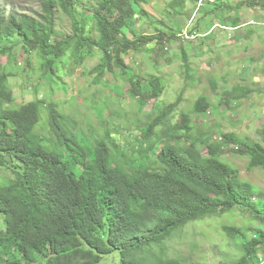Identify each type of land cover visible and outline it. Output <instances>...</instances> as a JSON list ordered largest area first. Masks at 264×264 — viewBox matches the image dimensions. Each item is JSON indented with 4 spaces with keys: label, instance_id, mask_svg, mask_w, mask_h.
<instances>
[{
    "label": "trees",
    "instance_id": "16d2710c",
    "mask_svg": "<svg viewBox=\"0 0 264 264\" xmlns=\"http://www.w3.org/2000/svg\"><path fill=\"white\" fill-rule=\"evenodd\" d=\"M41 1L36 17L6 16L0 10V56L14 58L19 45L25 54L40 53L57 77L56 60L72 52L81 62L95 49L103 54L102 63L92 71L97 78L114 73V68L127 78L125 54L167 40L161 33L134 34L132 40L128 36L148 0ZM186 1L194 0L169 5L182 8ZM250 5L264 7V0ZM59 11L72 22L71 35L57 30ZM232 25L238 27L239 20ZM198 30V24H192L188 33L196 35ZM92 33L97 37L93 39ZM183 52L190 74V59ZM11 76L0 67V169L14 177L7 186L0 185V264H103L116 254L119 264H184L167 258V242L192 225L234 212L258 223L222 227L236 255L221 264H264V194L223 161L225 144H231L250 159V169L264 171L263 144L234 133L221 134L218 142L207 143L208 156L203 157L199 139L192 136L191 117L184 115L179 124L161 128L177 107L174 104L153 117L142 132L139 157L128 164L109 133L92 148L81 145L62 125L65 115L56 104L36 100L10 108ZM128 79L134 98L158 102L162 98L165 85L160 75L144 91L137 74ZM242 91L235 87L232 97L245 99L253 93ZM42 107L51 114L47 131L53 138L38 134ZM211 110L210 99L203 97L193 115L200 118ZM154 248L161 253L155 254Z\"/></svg>",
    "mask_w": 264,
    "mask_h": 264
},
{
    "label": "rangeland",
    "instance_id": "374dc122",
    "mask_svg": "<svg viewBox=\"0 0 264 264\" xmlns=\"http://www.w3.org/2000/svg\"><path fill=\"white\" fill-rule=\"evenodd\" d=\"M253 1L231 0L226 4L229 10L222 0L213 3L205 0L201 9L191 1H186L182 8L156 10L144 6L146 15L138 16L134 24L137 27L128 30L129 36L161 33L167 40L163 45L154 43L152 47L149 43L139 51L131 50L125 59L130 75L141 78L142 91L150 90L149 81L153 77L163 78L165 90L159 102L153 98L147 101L134 98L130 94V75L122 78L119 68L97 78L92 71L102 63L103 54L95 49L81 62L72 52L56 60L53 67V72L58 73L56 77L40 53L25 54L17 45L14 58L0 56V67L12 75L9 86L14 103L10 108L36 100L56 104L58 111L65 115L62 125L74 132L81 145L92 148L109 133L129 159L128 164L135 163L139 157L142 132L153 117L164 114L174 104L177 107L165 117L161 128L179 124L184 115L191 117L192 136L199 139L203 157L208 156L207 143L218 142L221 134L234 133L239 139L264 145V7H252ZM0 10L6 16L36 17L41 13L42 1L0 0ZM57 14V30L71 35L72 22L61 11ZM235 19L239 20L237 29L232 25ZM192 24L199 26L198 37L186 40ZM96 37L92 33V38ZM183 51H187L190 59V74L183 61ZM235 87L253 93L237 100L232 97ZM203 97L210 99L213 110L198 118L193 112L196 102ZM157 104L159 110H156ZM50 122L49 110L42 107L40 136L54 137L47 131ZM51 143L47 141L48 145ZM224 151L223 161L264 194V171L250 169V159L239 155L237 146L225 144ZM118 156L121 158V153ZM13 179L11 172L0 169V185L7 186ZM258 202L255 198L254 203ZM257 223L240 212L207 219L174 235L167 242L166 256L180 259L184 264H221L236 255L222 227H256ZM153 252L159 255L161 249L154 248ZM114 256H108L103 264H119V254Z\"/></svg>",
    "mask_w": 264,
    "mask_h": 264
},
{
    "label": "crops",
    "instance_id": "0c3cea01",
    "mask_svg": "<svg viewBox=\"0 0 264 264\" xmlns=\"http://www.w3.org/2000/svg\"><path fill=\"white\" fill-rule=\"evenodd\" d=\"M172 1H174V0H148L147 4H142L141 8H144V6L147 5L148 8H150V9H155V8H156V10L166 9V8H170L169 3H171ZM213 1L214 0H209V3L210 2L213 3ZM193 2H194V4L196 2V7H197L198 0L191 1V3H193ZM222 2H224L225 4H230L231 0H222ZM204 4H205V0H204ZM134 23L136 24V21ZM136 27H137V25L133 26L132 29L135 30ZM128 36H129V34H128ZM129 38L132 40L135 37L133 36V38H132L129 36Z\"/></svg>",
    "mask_w": 264,
    "mask_h": 264
},
{
    "label": "built area",
    "instance_id": "2783aa9c",
    "mask_svg": "<svg viewBox=\"0 0 264 264\" xmlns=\"http://www.w3.org/2000/svg\"><path fill=\"white\" fill-rule=\"evenodd\" d=\"M203 5H204V0H198V2H197V7L199 8V9H201L202 7H203ZM249 24H253V22H250ZM222 28H226V30H229V28H227V26H225V25H222L221 26ZM235 29H237V28H235ZM198 36L197 35H189V34H187V35H185V39L186 40H194V39H196Z\"/></svg>",
    "mask_w": 264,
    "mask_h": 264
}]
</instances>
